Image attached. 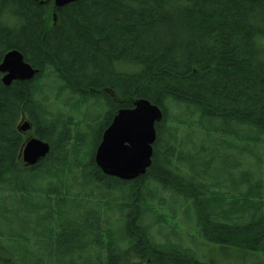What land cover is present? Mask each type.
Listing matches in <instances>:
<instances>
[{"label":"trees","instance_id":"obj_1","mask_svg":"<svg viewBox=\"0 0 264 264\" xmlns=\"http://www.w3.org/2000/svg\"><path fill=\"white\" fill-rule=\"evenodd\" d=\"M171 3L0 0V61L17 48L40 69L0 73V264H231L197 249L218 237L264 264V0ZM139 98L162 111L152 163L106 175L94 150ZM22 119L51 147L28 166Z\"/></svg>","mask_w":264,"mask_h":264},{"label":"water","instance_id":"obj_2","mask_svg":"<svg viewBox=\"0 0 264 264\" xmlns=\"http://www.w3.org/2000/svg\"><path fill=\"white\" fill-rule=\"evenodd\" d=\"M72 0H55L57 6ZM1 81L9 85L14 80H26L34 76L35 70L25 62L17 50L5 53L0 62ZM162 118L160 107L139 98L133 107L119 109L111 123L103 130L96 148L95 162L101 171L110 176L128 180L146 172L152 163L153 143L156 140L155 124ZM19 131L30 128L25 120ZM49 152L47 142L32 137L22 150L26 165H33Z\"/></svg>","mask_w":264,"mask_h":264},{"label":"bare ground","instance_id":"obj_3","mask_svg":"<svg viewBox=\"0 0 264 264\" xmlns=\"http://www.w3.org/2000/svg\"><path fill=\"white\" fill-rule=\"evenodd\" d=\"M76 0H72V1H70V2H67V3H65V4H62V5H59V6H57L56 5V3H55V0H45V2H46V8L47 9H49V8H60V7H64V6H66V5H68V4H70V3H73V2H75ZM177 2H178V4H177ZM184 2V0H172V3H171V5H172V7L173 8H180L179 6H181L180 4L181 3H183ZM185 2L188 4L187 5V7L184 9V10H186L188 7H193L194 6V4H196V2H197V0H185ZM169 5V4H168ZM54 14V13H53ZM4 24H7V22H4ZM11 50H17L18 52H20L21 54H22V52L20 51V50H18L17 48H12ZM10 51V50H9ZM8 52V51H7ZM5 55V54H4ZM22 56H23V54H22ZM4 57V56H3ZM3 57H2V59H3ZM23 59H24V56H23ZM2 61V60H1ZM0 61V62H1ZM24 61L25 62H27V63H29L28 61H26L25 59H24ZM30 64V66L32 67V69L33 70H35V73H34V76L35 75H37L39 72H40V69L38 68V67H35V66H33L31 63H29ZM2 77V76H1ZM30 79H32V78H30ZM30 79H26V80H30ZM14 81H16V80H14ZM13 82V81H12ZM11 82V83H12ZM10 83V84H11ZM9 84V85H10ZM62 84H63V86H62V88H60L59 90L60 91H62V93L64 94V95H69L70 93H72V85H70L67 81H63L62 82ZM54 87H56L55 89L57 90V85L56 86H54ZM62 89V90H61ZM80 93V92H79ZM68 97V96H67ZM96 101V100H95ZM100 106V104L98 103V106H97V109H95V111H94V109H91L90 111H89V115L88 116H90V117H92V116H97V117H100L102 114H107L108 113V111H110V109L109 108H104V107H101ZM119 110V109H118ZM118 110H116L115 111V113H114V115H113V117H112V119L114 118V116H115V114H116V112L118 111ZM83 113L82 112H80V116L82 115ZM112 119H111V121H112ZM22 122H20L19 124H18V127H19V125L21 124ZM111 123V122H110ZM17 127V129L19 130V128ZM31 125H30V128L29 129H27V130H25V131H21V133H22V136H23V140H22V142H21V145H20V151H19V155H20V157H21V160L23 161V163H24V165H26L25 164V161L23 160V158H22V150L25 148V146L27 145V143L29 142V140L32 138V137H36V138H38L37 136H34L33 135V133H31ZM40 139V138H39ZM40 140H42V139H40ZM42 141H44V140H42ZM44 142H47V141H44ZM100 142V141H99ZM99 142H98V144H99ZM48 143V142H47ZM98 144H97V146H98ZM48 145H49V152H50V149H51V147H50V144L48 143ZM97 146H96V148H97ZM96 148H95V150H94V154H93V157L95 158V153H96ZM49 152L47 153V154H49ZM46 154V155H47ZM45 155V156H46ZM44 156V157H45ZM43 158V157H42ZM95 161V160H94ZM95 164H96V162H95ZM97 165V164H96ZM26 166H28V165H26ZM101 170V169H100ZM199 232H198V228H197V226H196V224H195V221L193 222H190V225L188 226V231H186V232H184L183 233V237H184V243H183V245H184V247H187V246H189L190 248L193 246H195L194 244H196V242L194 241V244H192L193 243V240H195V236H197V234H198ZM158 237H160V236H158ZM215 237H217V236H215ZM199 239H201V238H199ZM198 239V240H199ZM221 239L218 237V238H214V239H212L211 240V243H212V245H213V247H209L211 250H216L217 251V246H219L220 244H221ZM251 243H258V240H257V238L256 237H252V242ZM253 253H255V250H253V249H246V251L244 250V252L243 251H241V252H239L238 254H237V256H236V258H235V261L236 262H231V263H236V264H247L251 259H253L254 257H255V254H253ZM226 257H227V259H229V257L232 259V256H230V254H227L226 253V255H225Z\"/></svg>","mask_w":264,"mask_h":264},{"label":"rangeland","instance_id":"obj_4","mask_svg":"<svg viewBox=\"0 0 264 264\" xmlns=\"http://www.w3.org/2000/svg\"><path fill=\"white\" fill-rule=\"evenodd\" d=\"M20 122H23V119L20 121ZM96 131H98L99 130V128H100V125L98 124V122L96 123ZM1 226V225H0ZM3 241V240H2ZM5 242V241H4ZM198 250H200L201 251V253H205V254H207V255H209V256H214L215 258H222L223 257V261H226V262H233V261H230V260H228L227 259V257L225 256V255H223L221 252H219V251H216V250H211L210 248H209V245H207V246H203V247H200V248H197ZM232 264V263H231ZM236 264V263H235Z\"/></svg>","mask_w":264,"mask_h":264}]
</instances>
